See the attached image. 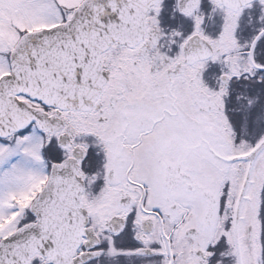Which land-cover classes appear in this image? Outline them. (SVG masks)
<instances>
[{
	"label": "snow or ice",
	"instance_id": "obj_1",
	"mask_svg": "<svg viewBox=\"0 0 264 264\" xmlns=\"http://www.w3.org/2000/svg\"><path fill=\"white\" fill-rule=\"evenodd\" d=\"M0 264H264V0H0Z\"/></svg>",
	"mask_w": 264,
	"mask_h": 264
}]
</instances>
